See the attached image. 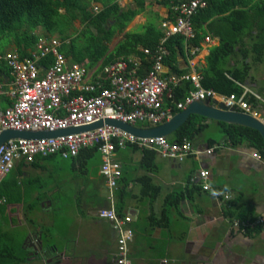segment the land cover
I'll return each instance as SVG.
<instances>
[{"label":"crops","instance_id":"obj_1","mask_svg":"<svg viewBox=\"0 0 264 264\" xmlns=\"http://www.w3.org/2000/svg\"><path fill=\"white\" fill-rule=\"evenodd\" d=\"M117 3L122 10H138V13L123 32L114 35L108 45L109 52L114 51L126 34H140L148 26L163 34L160 44L167 29L163 24L171 26L175 22L176 0H117ZM93 7L98 5L94 3ZM75 26L79 28V23ZM207 34L210 42L205 41V37L199 46L187 45L185 39L183 50L176 52L174 66H163L162 77L172 87L180 83L182 75H199L205 67L209 50L218 44V38ZM137 49L148 57L142 46ZM10 51L16 52L12 48ZM119 59L127 62L129 77H144L149 70L138 55ZM150 60L152 63L151 56ZM100 66L99 62L93 68L86 67V84L99 81L103 69L100 70ZM0 70L3 91L0 105L4 108L9 105L4 93L11 88V77L6 68L0 67ZM253 76L254 82L243 86L241 97L247 94L256 99L258 105L253 108L264 118V64L256 67ZM136 126L153 128L147 123ZM172 136L166 137L167 140ZM209 140L218 143L209 146ZM192 145L195 154L180 163L157 153L144 158L140 151L129 147L114 152L113 158L119 163L122 176L129 181L124 213L132 216L129 226L133 237L128 245L130 264H264V159H256L253 155L258 153L246 144L237 147L228 144L215 126ZM209 148L215 150L211 155L204 154ZM98 159V163L89 162L87 172L71 161L70 187L58 181L50 190L51 185L47 187L40 180L38 171L44 170L46 163L66 161L58 155L39 158L38 168L16 162L5 176H15L26 196V204L14 197L5 209V227L19 231L26 252L30 253V245L39 240L42 243L40 258L51 259L52 264H115L117 233L110 222L98 217V211L103 208L93 202L91 194V189L96 188L107 192V197L109 194L100 173L101 157ZM93 166L98 167L95 176L91 174ZM201 170L209 172L207 183L211 190L227 194L228 199L212 197L201 189V180L197 178ZM114 202L109 200L104 208L114 209ZM239 212L243 221L238 218ZM260 219L263 223L244 230L233 226V221L253 223Z\"/></svg>","mask_w":264,"mask_h":264},{"label":"built area","instance_id":"obj_2","mask_svg":"<svg viewBox=\"0 0 264 264\" xmlns=\"http://www.w3.org/2000/svg\"><path fill=\"white\" fill-rule=\"evenodd\" d=\"M175 22L168 26L163 24L165 36L151 54L152 64L144 77L126 75L127 62L119 59L103 67L99 81L86 84L87 68L83 64H68L61 53V41L55 37H40L36 47L26 57L21 58L17 52L8 51L0 54V67L7 69L11 77V88L4 94L9 105H0V131H66L89 126L99 121L117 120L131 125L150 124L157 127L169 121L173 110L182 111L193 101L215 100L223 103L228 109L247 114L259 119L264 125V118L242 97L234 95L220 96L212 90L202 88L200 76L185 74L180 82L191 83L193 89L184 99L172 106H164L166 99L172 98L170 82L162 77L163 60L168 52L164 42L171 35H181L186 40L194 37L191 18L199 9L207 6L208 0H176ZM98 7H94L97 11ZM169 27V28H168ZM205 41L210 42V37ZM144 54L150 55L148 49ZM51 56L52 63L42 68V59ZM107 83V87L103 83ZM177 83H174V86ZM3 94L0 80V98ZM134 145L139 149H150L160 157L173 162H183L191 154H195L191 142H170L166 137L140 138L128 134L118 128L103 125L100 128L79 133H68L52 138L12 139L0 146V182L15 167L16 162L31 164L37 157L58 155L64 160L77 157L85 148L96 146L101 157L100 173L104 177L108 189V199L113 200V191L121 176V167L114 160L116 149H124ZM214 148L204 151L211 155ZM198 154V153H197ZM260 159L259 154L253 155ZM209 172L201 170L197 178L201 180V189L212 197L228 199L227 194L211 190L207 179ZM5 203L0 198V204ZM98 217L111 223L117 233L115 264H130L128 245L133 231L129 224L132 216H118L113 209L98 211ZM263 223L233 221V226L245 229L248 226Z\"/></svg>","mask_w":264,"mask_h":264},{"label":"trees","instance_id":"obj_3","mask_svg":"<svg viewBox=\"0 0 264 264\" xmlns=\"http://www.w3.org/2000/svg\"><path fill=\"white\" fill-rule=\"evenodd\" d=\"M94 3L98 5L97 11H94ZM137 13L138 10H122L117 0H0V54L8 52L6 49L11 46L23 58L35 49L40 37H55L61 41L60 51L69 64H84L93 68L100 62L101 70L121 57L138 55L148 70L152 64L151 60L149 62L150 56L163 36L153 27L148 26L140 34H126L114 51L109 52L108 45L114 35L123 32ZM191 22L194 30L192 39L186 41L178 34L166 39L164 47L168 54L163 64L172 68L176 52L183 50L185 41L187 45L199 46L209 33L218 38V44L209 50L205 67L199 71L200 84L202 88L218 95L240 98L243 86L247 82H254L253 71L264 64V0H208L207 6L199 9ZM76 23H79V28L75 26ZM39 29L44 36L38 34ZM139 45L150 51L148 57L138 51ZM51 63L52 57L48 56L39 65L46 68ZM107 86L106 84L105 87ZM170 89L172 98L166 99L164 106H172L174 109V104L182 101L193 87L191 83L182 81L175 87L170 86ZM243 99L255 108L258 105L256 99L247 94ZM178 112L173 110L174 114ZM212 126L217 128L221 137L231 146L246 144L264 159V142L257 131L223 122L208 123L197 115H190L173 133L170 141L193 143ZM217 143L209 140L208 145ZM127 147L140 151L144 158L155 154L150 149H139L134 145ZM99 156L97 147L93 146L82 149L77 157L69 160L74 166H80L82 171L87 172L89 162H94ZM39 158L42 157H37L30 165L38 168ZM128 183L121 173L113 191L114 210L118 216L125 214L124 200ZM20 184L15 176L5 177L0 182V198L6 201L0 204V264H27L29 257L23 240L19 239V231L5 227V209L11 199L15 197L21 204H26V196L24 197ZM32 193L33 191L28 197ZM91 194L95 199L93 202L100 208L108 206L107 192L103 193L101 188H96L91 189ZM43 200L44 197L38 199L35 206ZM240 214L239 212L238 218L243 221L244 217H240Z\"/></svg>","mask_w":264,"mask_h":264},{"label":"water","instance_id":"obj_4","mask_svg":"<svg viewBox=\"0 0 264 264\" xmlns=\"http://www.w3.org/2000/svg\"><path fill=\"white\" fill-rule=\"evenodd\" d=\"M190 115H197L203 117L208 123L210 122H223L229 125H237L257 131L264 142V125L259 119H255L242 112L228 109L223 103L214 100L193 101L184 110L176 113L173 117L157 126L150 129H142L135 125L123 123L117 120H104L91 124L86 127L70 129L66 131H15V130H1L0 131V146L8 140L12 139H40V138H52L58 135L68 133H79L84 131L95 130L97 128L105 126L118 128L128 134L135 137L148 138V137H169L172 135L188 118ZM33 251L36 254L42 252V243L38 242V245L33 246ZM31 260L27 259V264H52L51 259L40 258Z\"/></svg>","mask_w":264,"mask_h":264},{"label":"rangeland","instance_id":"obj_5","mask_svg":"<svg viewBox=\"0 0 264 264\" xmlns=\"http://www.w3.org/2000/svg\"><path fill=\"white\" fill-rule=\"evenodd\" d=\"M38 32H39L38 33L39 35L42 34L44 36L43 32H41L40 30ZM10 48H7L6 51H10ZM94 162L95 163L99 162L98 157H96ZM70 164H71L70 160H66V161L54 160V161H50L46 163L45 165L46 168L44 170L38 171L40 180L43 183L47 184V187L51 185L50 190L54 189L53 185L58 183V181H61L60 183L65 184L66 186L70 187L69 180H71V178L73 177L72 173L69 172ZM97 168H98L97 166H93L91 170L92 175L95 176L97 174ZM11 176L12 175H9L8 178ZM21 238H22L21 235H19L20 240Z\"/></svg>","mask_w":264,"mask_h":264},{"label":"flooded vegetation","instance_id":"obj_6","mask_svg":"<svg viewBox=\"0 0 264 264\" xmlns=\"http://www.w3.org/2000/svg\"><path fill=\"white\" fill-rule=\"evenodd\" d=\"M35 245H38V241L37 242H35V243H32L31 245H30V253H29V257L28 258H32L31 260H36V259H38V257L37 256H39L40 257V254L38 255V254H36L35 255V251H33V246H35ZM48 259V258H47Z\"/></svg>","mask_w":264,"mask_h":264},{"label":"bare ground","instance_id":"obj_7","mask_svg":"<svg viewBox=\"0 0 264 264\" xmlns=\"http://www.w3.org/2000/svg\"><path fill=\"white\" fill-rule=\"evenodd\" d=\"M215 150V149H214Z\"/></svg>","mask_w":264,"mask_h":264}]
</instances>
